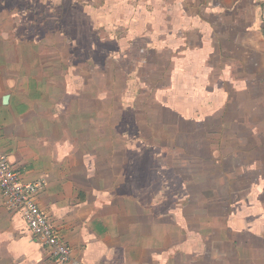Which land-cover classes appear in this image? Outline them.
Instances as JSON below:
<instances>
[{
    "label": "rangeland",
    "instance_id": "obj_1",
    "mask_svg": "<svg viewBox=\"0 0 264 264\" xmlns=\"http://www.w3.org/2000/svg\"><path fill=\"white\" fill-rule=\"evenodd\" d=\"M202 1L0 0L1 31L17 45L47 49L41 59L49 72L61 74L77 99L89 100L86 120L96 140L111 147H97V155L121 160L124 151L123 177L139 180V207L175 214L178 222L203 207L211 217L192 224L196 231L189 234L203 229L210 239L222 231L239 242L254 232L264 237V139L258 136L264 107L244 116L246 103L238 101V109L234 95L249 84L264 95V82L258 83L264 0L222 9ZM206 17L217 18L220 31H205ZM226 25L239 33L229 36ZM246 73L256 74L253 84L244 81ZM240 118L251 124L249 131L239 125L241 145L233 153L237 138L230 129ZM248 144H256L257 156ZM180 241L185 250L183 234Z\"/></svg>",
    "mask_w": 264,
    "mask_h": 264
},
{
    "label": "crops",
    "instance_id": "obj_2",
    "mask_svg": "<svg viewBox=\"0 0 264 264\" xmlns=\"http://www.w3.org/2000/svg\"><path fill=\"white\" fill-rule=\"evenodd\" d=\"M245 1L257 3V0ZM242 2L202 1L219 5L221 9L244 4ZM1 19L0 150L7 154L22 181H45L38 190L37 203L61 240L72 248L75 259L81 264H264V237L255 232L242 237L240 242L222 231H216L219 235L210 239L203 229L200 235H197L199 232L189 234L196 231V227H190L192 224L204 223L211 217L203 207L191 209L199 215L192 216L191 212L179 215L180 222L175 220V214L160 215L153 207H139V180L123 177V162L119 161L124 151L119 152L121 160L97 155V147H111L106 146L105 141L96 140L94 126L90 125V118L86 120L89 100L77 99L67 91V82L61 74L56 70L49 72L45 66L48 61L41 59L47 49L39 44L17 45L15 40L10 41L11 34L1 31ZM203 23H209L210 28L206 26L205 31L212 33L220 31L222 25L217 18L214 22L206 17ZM252 26L249 27L251 34L256 32ZM226 30L229 36H236L240 31L234 25H226ZM260 76L258 83H263L264 70ZM256 77V74L249 77L246 73L244 81L253 84L249 79ZM250 85L245 91L234 94L237 103L245 101L244 116L247 117L251 111L264 107V95L251 91ZM5 95H8L6 103ZM240 107L238 103L237 108ZM242 119L233 121L230 129V138H237L233 139L235 145H231L233 141L230 143L233 153L234 147L241 145L236 136L242 131L239 125L249 131L251 124L250 119H244V123ZM81 132L83 136L87 134L86 139L81 140ZM224 132L225 129L223 140ZM258 132L264 139V132ZM219 136L220 133L217 138ZM122 142L114 143L121 149ZM255 146L248 144L257 156ZM259 196L264 197V189ZM185 224L190 227L188 230ZM181 229L185 244L181 246L185 250L177 243ZM0 264H56L49 248L29 231L20 213L3 205L1 194Z\"/></svg>",
    "mask_w": 264,
    "mask_h": 264
},
{
    "label": "built area",
    "instance_id": "obj_3",
    "mask_svg": "<svg viewBox=\"0 0 264 264\" xmlns=\"http://www.w3.org/2000/svg\"><path fill=\"white\" fill-rule=\"evenodd\" d=\"M44 184L42 179L22 181L7 154L0 150V194L3 204L20 213L29 231L49 248L56 264H81L73 257L72 248L61 240L37 203L38 190Z\"/></svg>",
    "mask_w": 264,
    "mask_h": 264
},
{
    "label": "water",
    "instance_id": "obj_4",
    "mask_svg": "<svg viewBox=\"0 0 264 264\" xmlns=\"http://www.w3.org/2000/svg\"><path fill=\"white\" fill-rule=\"evenodd\" d=\"M7 100H8V95H5V96L3 97V101L6 103Z\"/></svg>",
    "mask_w": 264,
    "mask_h": 264
}]
</instances>
